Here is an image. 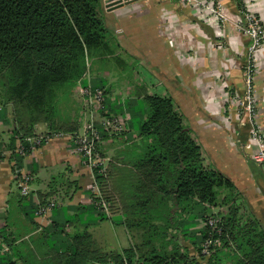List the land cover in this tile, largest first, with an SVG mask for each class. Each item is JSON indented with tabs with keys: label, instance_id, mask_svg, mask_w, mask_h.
<instances>
[{
	"label": "trees",
	"instance_id": "16d2710c",
	"mask_svg": "<svg viewBox=\"0 0 264 264\" xmlns=\"http://www.w3.org/2000/svg\"><path fill=\"white\" fill-rule=\"evenodd\" d=\"M101 1L0 0V108L11 106L14 124L4 149L0 144V161L4 151L9 152L13 165L21 169L23 158L36 148L28 140L36 138L34 127L39 124L46 125L48 133L57 128L55 134H70L72 139L77 134L69 122L55 127L57 98L79 81L86 84L87 59H104L114 53L99 15ZM236 1L240 10V0ZM94 82L90 88H99L106 96L104 116H116L111 113H118L121 103L109 106L107 92ZM122 106L121 116L129 115L126 120L122 116L126 131L113 136L101 132V143L108 138L124 139L122 150L115 151L105 172L85 167L94 178L96 191L91 198L96 221L113 222L105 217L98 196H102L101 184L112 174L108 169L119 163L114 170L122 181L116 225L130 232L132 244L121 251L98 247L88 231L91 222L86 220L90 218L82 221V213V228L75 226L77 221L61 226L52 221L48 228H41L40 249L33 245L29 252L20 251L16 261L5 254L0 264H190L182 239L189 240L208 264H264V230L256 221L241 220L233 187L222 174L204 166L200 147L172 99L136 88ZM221 190L228 191L219 202L228 209L224 217L209 211L217 205ZM47 199L31 205L30 215L37 218V211L52 201ZM196 218H217L218 224L191 230L197 225ZM67 225L74 229L70 234L64 232ZM208 240H218L219 246H210L204 256L202 245ZM4 242L10 244L5 238Z\"/></svg>",
	"mask_w": 264,
	"mask_h": 264
},
{
	"label": "crops",
	"instance_id": "0c3cea01",
	"mask_svg": "<svg viewBox=\"0 0 264 264\" xmlns=\"http://www.w3.org/2000/svg\"><path fill=\"white\" fill-rule=\"evenodd\" d=\"M222 1L230 20L224 30L216 28L205 19V14L196 12L181 0H134L120 2L109 9L102 0L99 15L102 8L107 16L114 15L112 29L117 30L119 37L125 40L124 45H139L137 53L140 57H135V60H144L143 54L148 53L145 61L150 60V73L144 81L145 87L136 84L138 89L143 88L149 95L172 99L175 109L182 115L183 125L191 131L193 140L200 147L204 166L222 174L233 187L231 192L241 220L256 221L264 230V173L252 159L249 127L245 119L236 115L234 104V99L242 94L240 66L245 59L248 40L235 28L234 21L240 18L237 1ZM251 1L255 16L264 28V0ZM104 26L108 30L106 22ZM127 37L129 41H126ZM119 42L117 44L122 49L123 41ZM213 42L221 45L211 47ZM218 75L221 77L220 82L216 79ZM92 76L91 82L95 81V84L105 88L108 100L112 99L113 88L108 87L112 84L106 82L109 80L99 74L97 77ZM88 83L86 80V84L81 87L80 81L77 82L75 90L79 91ZM254 89L255 121L264 129V48L257 57ZM71 91L74 92L73 88ZM71 91L63 89L58 94L55 127H62V123L69 122L76 128L75 133H79L84 125L80 124L82 102L78 98L74 101ZM120 99L119 103L122 104V97ZM116 103L111 100L109 106ZM11 112L9 105L0 108L2 149L7 145L14 128ZM124 118L126 120L128 117ZM71 119L72 122L74 119V123ZM34 131L36 135L50 132L44 124L35 126ZM52 132L48 134L54 137L47 141L42 150L33 151L22 160L21 168L31 174L29 194L23 201L19 198L13 162L8 155L0 161V258L7 254L16 261L20 251L29 252L34 246L40 249L41 228H48L52 221H57L60 226L65 221L69 225L77 221L75 226L82 228V213V221L86 220L85 217L90 218L86 220L91 222L88 231L98 247L106 251L127 248L132 244V238L123 226L120 227L124 228L123 237L127 242L124 245L119 243L118 250L104 240L101 230L96 232L100 227L106 228L103 224L111 225V222H97L96 214L91 215L94 214L91 198L94 178L73 152L70 134L56 137L53 134L59 132L57 128ZM227 194L226 190L219 191L217 205L209 207L212 215L224 217L228 214V209L219 205ZM40 198H48L57 206L48 223L30 215L31 205L37 206ZM198 220H194L197 225L191 230H199ZM69 225L64 228L68 234L74 231ZM113 229V235L116 236L115 229L119 228ZM178 237L181 238V234ZM4 238L10 244H6ZM181 243L192 260L190 264H208L205 258L199 257L189 240L182 239ZM222 264L231 263L224 261Z\"/></svg>",
	"mask_w": 264,
	"mask_h": 264
},
{
	"label": "built area",
	"instance_id": "2783aa9c",
	"mask_svg": "<svg viewBox=\"0 0 264 264\" xmlns=\"http://www.w3.org/2000/svg\"><path fill=\"white\" fill-rule=\"evenodd\" d=\"M186 6L192 8L196 12L205 14V19L214 24L220 30L225 29V25L229 20L224 10V5L221 0H181ZM124 0H104V5L107 9L114 7ZM241 9L239 10L240 18L235 20V28L239 33H242L248 40L246 46V55L243 63L240 66L242 77V94L234 99L235 112L239 118L245 119L249 127V140L251 142L252 159L258 164L264 172V130H261L255 121L256 116V99L254 89L255 58L256 53L264 46V28L257 20L253 12V2L251 0H240ZM220 46L221 44L213 42L211 47ZM216 79L220 82L221 77L218 75ZM79 93L84 98H88L95 106L98 115L96 119H92L87 123L81 132L77 133L72 139L73 152L82 161L84 166L89 170L99 167L100 172L105 169L103 158H100L96 153L98 144L101 143V132H106L109 136L120 134L125 129L124 120L116 116H104V106L106 96L99 88L91 89L88 85L79 90ZM36 135V134H35ZM54 135V134H53ZM56 137H62V134H55ZM51 136L36 135V138L28 141L38 146L40 141H48ZM46 141V142H47ZM18 154L22 153L21 149L15 150ZM34 149L32 150V152ZM5 152L3 155H9ZM19 193L22 197H27L29 194V185L31 182V174L24 171L22 168L15 167ZM56 204L51 201L45 207H41L37 213V218L48 223L52 210ZM218 224L217 218H209L208 220H198L199 228L208 226L216 228ZM210 246H219L218 240H208L202 245L201 253L204 256L209 254Z\"/></svg>",
	"mask_w": 264,
	"mask_h": 264
},
{
	"label": "rangeland",
	"instance_id": "374dc122",
	"mask_svg": "<svg viewBox=\"0 0 264 264\" xmlns=\"http://www.w3.org/2000/svg\"><path fill=\"white\" fill-rule=\"evenodd\" d=\"M222 3L224 5L223 1H222ZM252 8L255 9L254 6ZM100 17L104 23L106 22V25L108 26L106 38L111 45V48L114 52L113 53L114 55L112 54V57L105 56L104 59H99L97 56L96 57L93 56V57L87 59V61H86L87 69H86V73H85V77H84L83 81L86 82V80H88L89 82H91V80H92L91 77H93L92 75H95V77H97L98 74L101 77L107 78L109 81H106V82H110L112 84V85H108V87H111L110 89L113 88V93H114L113 94L114 97L112 99H109V100H108V95H107V101L109 102L111 100H115V102L116 101L121 102L120 97H122V103H123L128 98V96H131L132 94L135 93L136 88H138V85H136L137 83H139L143 87H145L144 81L146 82V78L149 76V73H150V60L145 61L148 53L143 54L144 56H142V57L144 60H141V61L135 60V57H140V55L137 53L138 52L137 49H139L140 47L136 43L124 45L125 40H123V38L121 39L119 37L120 34H118L117 30L112 29V25L114 22V15L113 16H110V15L107 16L106 14H104L103 8H102V11H100ZM225 27H226V25H225ZM123 36H124V34H123ZM119 40L123 41L122 42V49H120L118 44H117V43H120ZM129 40L130 39H128V37H127L126 41H129ZM263 48H264V46H263ZM263 48H261L256 53V55L259 56L261 54V51L263 50ZM257 57L255 58V65H256L255 69L256 70H257ZM148 58H149V56H148ZM240 72H241V70H240ZM141 77H142V79H141ZM134 81H136V83ZM147 81L149 82V79H147ZM88 85L91 86L90 83H88L86 85V87ZM80 86L83 87V84L81 81H80ZM76 87H77V84L74 85L73 87L69 88V91H71V89L73 88V91L75 93L74 92L72 93V91L70 92V94L74 95L73 100L75 101V99L78 98L82 102V108H81V112H80V113H82V117L80 119V124L84 123V125L82 126V129H83V127L87 123H89L92 119H94V120L96 119V114L98 115V113H97L95 106L92 104V101L90 99L88 100V98H84L83 96H81L79 91H77V89L75 90ZM126 87H131L132 89L134 88V90L130 89L127 91ZM119 92H121V93H119ZM128 93H129V95H128ZM57 100H58V98H57ZM120 105H121V107L119 108L120 111L118 113H111V114H120V115H116V116H118L121 119H123L122 116L123 117L125 116V117H128V119H129V115L127 113L123 114L121 116V112L124 111V108H123L122 104H120ZM71 122H72V119H71ZM72 123H74V119H73ZM258 126L261 130H264L259 124H258ZM53 137L54 136H51L48 139L50 140ZM123 140L124 139H122V141H120L117 139L113 140L111 138H108V139H105L103 141V143L98 144L96 154L100 158H103L104 163H106L105 164V170H106V167L108 165V162L115 155V151L122 150ZM46 141H44V142L40 141L39 145L36 146V148H34V151L37 152V151L42 150L43 147H45V144H47ZM118 168H119V163H117L113 169L112 168L108 169V170H111L112 174L110 173L109 174L110 176H108L104 180V182L101 184V189H103L101 192L102 196L101 197L98 196L99 198L102 199L101 200V209L103 210L105 217L111 218L113 220V222H111L112 226L108 225V224H103L106 226V228L100 227V229H97V231H96L97 233H99V231L101 230L100 234L101 235L104 234V240L107 243L109 242L113 248H117V250H118V247H120L119 243H122V245H124L127 242V240H125V237H123L124 236V228L116 225V222L119 220L120 214H121V212H119L120 204H119L118 191H120L119 186L122 184V181L119 178H117L118 174L116 172H117ZM105 170L103 172H105ZM98 189H99V187H98ZM93 190H95V186H94ZM91 215L94 216L95 213L91 214ZM109 221H110V219H109ZM107 228H109V229H107ZM113 228H119V229H115L116 234H117L116 236L113 235L115 232ZM181 246H182V243H181Z\"/></svg>",
	"mask_w": 264,
	"mask_h": 264
},
{
	"label": "water",
	"instance_id": "95a60500",
	"mask_svg": "<svg viewBox=\"0 0 264 264\" xmlns=\"http://www.w3.org/2000/svg\"><path fill=\"white\" fill-rule=\"evenodd\" d=\"M130 1H134V0H124V2H127V3L130 2Z\"/></svg>",
	"mask_w": 264,
	"mask_h": 264
}]
</instances>
